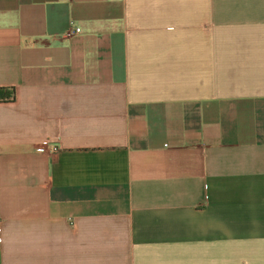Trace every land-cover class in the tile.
I'll return each mask as SVG.
<instances>
[{"label":"crops","instance_id":"obj_1","mask_svg":"<svg viewBox=\"0 0 264 264\" xmlns=\"http://www.w3.org/2000/svg\"><path fill=\"white\" fill-rule=\"evenodd\" d=\"M0 89V264H264V0H0Z\"/></svg>","mask_w":264,"mask_h":264},{"label":"trees","instance_id":"obj_2","mask_svg":"<svg viewBox=\"0 0 264 264\" xmlns=\"http://www.w3.org/2000/svg\"><path fill=\"white\" fill-rule=\"evenodd\" d=\"M7 89H0V100L1 102H13L15 100V91L11 89L10 94H7ZM4 96V97H1Z\"/></svg>","mask_w":264,"mask_h":264},{"label":"built area","instance_id":"obj_3","mask_svg":"<svg viewBox=\"0 0 264 264\" xmlns=\"http://www.w3.org/2000/svg\"><path fill=\"white\" fill-rule=\"evenodd\" d=\"M80 32V29L79 28H75L74 31H72L73 34H77Z\"/></svg>","mask_w":264,"mask_h":264}]
</instances>
